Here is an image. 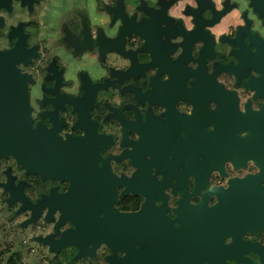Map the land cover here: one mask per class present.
<instances>
[{"label":"flooded vegetation","instance_id":"flooded-vegetation-1","mask_svg":"<svg viewBox=\"0 0 264 264\" xmlns=\"http://www.w3.org/2000/svg\"><path fill=\"white\" fill-rule=\"evenodd\" d=\"M0 52L30 78L44 152L42 174L0 158L13 239L27 231L45 264H264V227L221 233L212 219L264 189L252 0H0ZM78 227L90 233L78 259L35 240Z\"/></svg>","mask_w":264,"mask_h":264},{"label":"water","instance_id":"water-1","mask_svg":"<svg viewBox=\"0 0 264 264\" xmlns=\"http://www.w3.org/2000/svg\"><path fill=\"white\" fill-rule=\"evenodd\" d=\"M255 10L260 15L264 14V0H252ZM20 58L13 55L12 52H0V158L12 156L16 162L22 167H26L28 171L41 173L42 168L37 165L41 162L44 152L41 149V128L39 124L34 128L31 125V117L29 113L28 94L26 83L29 76L21 73L15 67V63ZM54 152H46V155H53ZM4 171V170H3ZM3 173V172H2ZM42 174V173H41ZM253 195L238 197L239 204L236 215H224L221 217H212L213 227H219L221 233L228 229L234 220H237L239 228H263L264 227V189L254 191ZM24 207L22 197L16 199ZM226 203L218 209H226L230 213L234 206L231 205V196H226ZM37 204L33 205V214L27 222L34 221L36 216ZM239 210L247 211V215L239 212ZM234 212V211H233ZM66 218L65 220H63ZM67 220V217L61 215L57 221V225ZM75 230L74 232L64 231L59 239H55L52 234L36 235L35 240L42 244L48 245V252L57 253L65 246H75L77 253L75 259L85 256L88 253L87 243L90 241L88 233ZM217 233L214 229L211 231ZM208 233V232H206ZM102 240V238H99ZM177 255L174 254V257ZM171 264H201L200 261L177 262ZM211 264V263H209Z\"/></svg>","mask_w":264,"mask_h":264},{"label":"rangeland","instance_id":"rangeland-1","mask_svg":"<svg viewBox=\"0 0 264 264\" xmlns=\"http://www.w3.org/2000/svg\"><path fill=\"white\" fill-rule=\"evenodd\" d=\"M28 232H19L15 239L12 238L9 224L7 222V217L5 214V208L3 202L0 201V261L1 264H6L7 258L13 252L21 253L20 261H17L16 264H45V258H42L36 252V247L28 245L23 242L28 238ZM14 240V241H13ZM53 253V252H49ZM44 255V253H43Z\"/></svg>","mask_w":264,"mask_h":264},{"label":"trees","instance_id":"trees-1","mask_svg":"<svg viewBox=\"0 0 264 264\" xmlns=\"http://www.w3.org/2000/svg\"><path fill=\"white\" fill-rule=\"evenodd\" d=\"M1 259V258H0ZM20 259H21V253H19V252H13V253H11V255L7 258V260H6V264H16L17 263V261H20ZM2 262L0 261V264H1ZM50 264H58V263H50Z\"/></svg>","mask_w":264,"mask_h":264}]
</instances>
